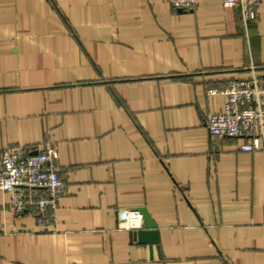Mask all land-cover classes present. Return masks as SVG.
Returning a JSON list of instances; mask_svg holds the SVG:
<instances>
[{
  "label": "crops",
  "instance_id": "crops-1",
  "mask_svg": "<svg viewBox=\"0 0 264 264\" xmlns=\"http://www.w3.org/2000/svg\"><path fill=\"white\" fill-rule=\"evenodd\" d=\"M255 13L0 0V155L50 145L65 184L47 224L0 191V264H264V143L243 152L205 122L224 103L208 89L264 80V0ZM141 208L156 243L122 222Z\"/></svg>",
  "mask_w": 264,
  "mask_h": 264
},
{
  "label": "built area",
  "instance_id": "built-area-1",
  "mask_svg": "<svg viewBox=\"0 0 264 264\" xmlns=\"http://www.w3.org/2000/svg\"><path fill=\"white\" fill-rule=\"evenodd\" d=\"M176 8L188 9L195 0H169ZM259 0H222L225 6H236L244 23L255 18ZM208 93L224 96L220 112L206 116V126L211 138H244L239 149L243 152L263 148L264 143V80L252 75L238 80H228ZM65 184L55 167V154L48 145L40 150L14 145L4 148L0 155V191L8 195V207L16 214L31 212L41 224L55 220L58 199ZM141 214L125 212L123 224L139 228ZM136 226V227H135Z\"/></svg>",
  "mask_w": 264,
  "mask_h": 264
},
{
  "label": "water",
  "instance_id": "water-1",
  "mask_svg": "<svg viewBox=\"0 0 264 264\" xmlns=\"http://www.w3.org/2000/svg\"><path fill=\"white\" fill-rule=\"evenodd\" d=\"M142 218V226L139 228H132L129 233L133 238L138 239V241L146 243H156L157 239V226L152 219L150 213L146 208H141L138 210Z\"/></svg>",
  "mask_w": 264,
  "mask_h": 264
}]
</instances>
